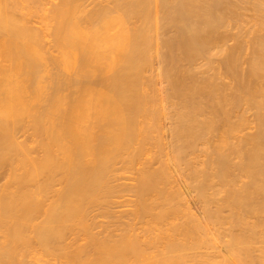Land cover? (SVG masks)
<instances>
[{"label": "bare ground", "instance_id": "1", "mask_svg": "<svg viewBox=\"0 0 264 264\" xmlns=\"http://www.w3.org/2000/svg\"><path fill=\"white\" fill-rule=\"evenodd\" d=\"M47 4L0 0V264H264V0Z\"/></svg>", "mask_w": 264, "mask_h": 264}, {"label": "rangeland", "instance_id": "2", "mask_svg": "<svg viewBox=\"0 0 264 264\" xmlns=\"http://www.w3.org/2000/svg\"><path fill=\"white\" fill-rule=\"evenodd\" d=\"M42 1H43V0H42ZM58 1H59V0H46L47 3L50 4V2H51L53 5H56V3H57ZM54 3H55V4H54ZM44 4H46V3H44ZM49 4H47L48 6H47V5H44V6H45L46 8H47V7H50ZM52 4H51V5H52ZM53 5H52V6H53ZM49 9H50V8H49ZM45 10H46V9H45ZM42 13H43V12H42ZM38 14H39V13H37V16H36L37 18H38ZM249 14H250V16L253 15V14L251 15V12H248V15H249ZM39 15H40V14H39ZM41 15H42V14H41ZM246 15H247V14H246ZM248 15L246 16V19H248V18L250 17V16H248ZM247 17H248V18H247ZM37 18H36V19H35V18L33 19V20H34V24L32 23V25L35 26V28H36V27H37V28H38V27L40 28V27H41V24H39V23H40V21H41V23H42V20L37 19ZM39 18H40V17H39ZM38 20H40V21H38ZM248 21H249V22L246 23V26L248 25V23H249V26H250V23H254L253 21L250 22L249 19H248ZM32 22H33V21H32ZM37 22H39V23H37ZM244 24H245V23H244ZM244 24H243V31H244V33H245V31H246V32L249 31V35H248V33H246V34H247L246 37H247V36H252V35H250V31H251V29L254 30L253 28H255V27L252 26V27H253V28H252V27H248V26H247V27H246L247 29H248V28H251V29H248V30H247V29H245ZM252 25H254V24H252ZM42 26H43V25H42ZM255 31H256V29L254 30V32H255ZM252 34H253V33H252ZM254 34H255V33H254ZM253 37H254V35H253ZM248 39H249V40H247V39L245 40V38H244V40L247 41V42H246L247 44H248V41H250V38H248ZM251 39H252V38H251ZM233 43H234V42H231L230 44L232 45ZM244 43H245V42H244ZM246 43H245V47L247 46ZM230 44H229V45H230ZM250 44H251V42L248 44L247 47H249ZM247 47L245 48L246 50H244V53L247 52V51L250 53V51H251V50H250V49H251V46H250L249 48H247ZM248 49H249L250 51H249ZM249 53H248L247 56H249ZM244 56H245V54H244ZM247 56H245V58H246ZM246 66H247V65H246ZM244 68H245V67H244ZM246 68H247V67H246ZM159 89H160V87H159ZM159 94H161V93H159ZM250 117H251V116H250ZM250 120H252V121H250V124H251L252 122L255 121V120H254V117H252V119H250ZM253 120H254V121H253ZM255 123H256V122H254V125H255ZM250 124H249V125H250ZM256 124H257V123H256ZM252 125H253V123H252ZM252 125H250L249 128H250ZM254 125L252 126V129H251V128L248 129V127H246L247 130H245V131L243 130V132H245V133H249L248 135H250L251 132H253V133H251V135L254 134V133H256V131H257V129H256L257 126H256V125L254 126ZM253 127L255 128L254 131H253ZM246 128H245V129H246ZM243 135H244V134H243ZM245 135H247V134H245ZM130 175H131L130 173L127 174V175L125 174V176H128V177H129ZM128 177H126V178H128ZM131 177H132V176H131ZM127 183H129V182H127ZM60 188H62V187H60ZM60 188L58 187L59 190H60ZM127 197H128V196H127ZM125 198H126V197H125ZM125 198H124V199H125ZM129 198H130V197L126 198V199H128V200H126V201H130V199H131L132 197H131L130 199H129ZM124 199H123V201H125ZM131 200H134V198L131 199ZM190 201H191V200H190ZM120 202H121V201H120ZM191 202H192V203H191L190 205L192 206V205L194 204V202H193V201H191ZM130 206H131V205H130ZM126 207H128V208H126ZM126 207H125V206H124V208L118 207V209H119V208H120V209H119V210H116V209H115V212L119 211L118 213H121L120 211H122V212H124V210H128V211H129V210L132 208V207L129 208L128 205H127ZM194 207H195V204H194V206H193L191 209L194 210L193 212L196 213L197 211L195 210ZM196 209H197V205H196ZM131 210H132V209H131ZM131 210H130V211H131ZM125 212H127V211H125ZM102 221H103V220H102ZM106 222H107V221H106ZM169 226H170V225H169ZM166 227L169 228L168 226H166ZM167 228H166V229H167ZM166 229L164 228V230H166ZM167 230H168V229H167ZM97 231H99V230H97ZM97 231H96V232H97ZM137 232H138V231H137ZM140 233L142 234L141 231H139L138 234H140ZM116 234H117V233H116ZM138 234H137V235H138ZM143 234H144V233H143ZM148 234H149V233H148ZM148 234L145 236V238H143V237H144L143 235H142V236H143L142 238L140 237L141 235H138V236H139V238L142 240V239H146L147 236L149 237ZM152 235H154V233H153V234L150 233V236H152ZM155 235H156V234H155ZM157 235H158V234H157ZM157 235H156V236H157ZM212 235L214 236V235H216V234L212 233L210 236H212ZM149 238H150V237H149ZM209 238L212 239V240H214V238H215V239L217 238V235H216V237H213V238L209 237ZM224 238H225V237H224ZM224 238H223V239H224ZM217 239H218V240H217L218 242H217L216 240H215V242H214V245L217 244V245H216L217 248H216V247H212V249L210 248V249H209V252H212V253H209L210 255L213 254L214 252L217 254L218 251H219L218 253H220V250H221L220 247H221L222 245H219L218 243H221L222 241L220 242V241H219L220 239H219V238H217ZM223 239H222V240H223ZM225 239L227 240V238H225ZM226 240H225V241H226ZM214 245H213V246H214ZM261 246H262V245H261ZM261 246H260V247H261ZM262 247H264V245H263ZM214 248H215V249H214ZM217 249H218V250H217ZM155 250H156V249H155ZM213 250H214V252H213ZM215 250H217V251H215ZM71 251H72V250H71ZM152 251H153V250H152ZM156 251L158 252V250H156ZM160 251H161V250H159V252H160ZM149 252H150V251H149ZM153 252H154V251H153ZM157 252H154V253L157 254V256H156L155 258H154V256H155L156 254L154 255V254L151 252V254H150V258H149L150 261H146V262H144L143 264H237V262H238L237 260H235V261L233 260L232 262L227 261L228 263H226V262L224 263V261H223L222 259H221V260H220V259H217V260H211V261H207V262H202L201 259H199V258H194V256H193L192 254H188V255L185 256V257H180V256L172 255L171 258H169V259H165L164 257H162V256H163V255H162V253H163L162 251H161V253H159V254H161L162 256L158 255ZM206 252H208V251H206ZM215 253H214V254H215ZM152 254H153V255H152ZM147 255H148V254H147ZM151 256H152V257H151ZM169 256H170V255H169ZM146 257H147V256H146ZM148 257H149V255H148ZM152 258H154V259H152ZM151 259H152V260H151ZM234 259H235V258H234ZM46 260H47V259H46ZM48 261H49V260H48ZM51 261H52V260H51ZM51 261H50V262H51ZM239 261H240V260H239ZM1 262H2V261H1ZM240 262H241V261H240ZM240 262H239V263H240ZM38 264H40V263H38ZM41 264H42V263H41ZM46 264H48V263H46ZM49 264H63V263H62V262H58V261L55 260V262H51V263H49ZM138 264H142V263H138ZM242 264H243V263H242ZM244 264H246V262H245Z\"/></svg>", "mask_w": 264, "mask_h": 264}]
</instances>
